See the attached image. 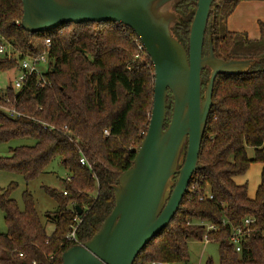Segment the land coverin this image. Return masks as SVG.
I'll return each instance as SVG.
<instances>
[{
  "label": "trees",
  "instance_id": "16d2710c",
  "mask_svg": "<svg viewBox=\"0 0 264 264\" xmlns=\"http://www.w3.org/2000/svg\"><path fill=\"white\" fill-rule=\"evenodd\" d=\"M243 1L249 0H214L206 37L212 39L218 58L250 64L244 73L216 77L199 159L202 168L192 178L195 187L187 192L166 230L141 250L134 264H184L189 259V241L203 240L205 234L219 242L220 264H264L260 232L243 243L241 252L229 241L232 226L248 216L256 218L258 228L264 226V167L254 197L249 195L248 182L236 180L247 174L252 163L264 165V22H259L260 38L256 40L227 26L229 16ZM173 9L177 19L171 26L172 35L188 51L197 1L178 0ZM23 13V0H0V44L8 42L14 53L0 61V71L18 68L25 55L43 53L47 38L51 39V64L44 73L46 85L38 86L33 75L18 91L13 84L8 86L0 99L24 114L15 118L0 110V144L26 137L36 140L32 146L16 147L10 156L0 157V169L30 182L59 158L70 180L64 179L63 191L46 188L58 204L51 236L28 189L23 193L22 209L10 189H0V207L8 225L6 233L0 232V264H61L63 252L90 240L115 207L120 176L133 166L136 149L148 130L154 66L128 26L69 23L31 33L22 27ZM210 73L209 68L202 72L203 89ZM172 103L170 94L165 128L171 120ZM249 147L255 150L254 158L248 155ZM186 149L187 143L181 161ZM82 157L88 165L81 163ZM177 179L178 175L171 178L170 189ZM205 192L213 198L200 201L199 195ZM77 206L83 209L81 223L76 241H69ZM207 224L219 230L207 231ZM205 264L213 262L209 259Z\"/></svg>",
  "mask_w": 264,
  "mask_h": 264
},
{
  "label": "water",
  "instance_id": "95a60500",
  "mask_svg": "<svg viewBox=\"0 0 264 264\" xmlns=\"http://www.w3.org/2000/svg\"><path fill=\"white\" fill-rule=\"evenodd\" d=\"M156 1L23 0L21 24L27 31L41 33L69 23H120L134 30L154 66V103L148 130L136 150L133 166L120 176L115 207L90 240L63 252L61 264H134L141 250L169 226L194 173L202 168L199 159L216 77L244 73L250 64L246 60L218 58L212 39L209 54L204 55L214 0H196L188 51L172 36L167 21L150 11ZM156 4L159 3L153 5ZM206 66L211 73L203 93L202 72ZM169 91L174 104L165 128ZM186 143L182 162L180 156ZM180 162L182 166L178 168ZM175 175L177 182L170 189ZM77 210L82 215L83 209L77 206Z\"/></svg>",
  "mask_w": 264,
  "mask_h": 264
},
{
  "label": "rangeland",
  "instance_id": "374dc122",
  "mask_svg": "<svg viewBox=\"0 0 264 264\" xmlns=\"http://www.w3.org/2000/svg\"><path fill=\"white\" fill-rule=\"evenodd\" d=\"M163 1L165 0L162 1L157 0L156 2L159 4L156 5H153L156 3L153 2L150 7V11L152 12V14L154 13V16L161 15L167 21L169 27L171 28L173 22L176 21L177 19V14L173 9V5L178 0H168L166 2ZM260 21L264 22V1H252L251 3H242V4L240 3L233 11L232 15L229 17L227 26L229 29V24L233 25L234 29H237L235 30L237 33L246 32L248 34L247 37L251 38L254 36L257 37V39H259ZM206 40H207L205 41L206 53L204 55L209 54L208 37H206ZM41 68L46 70L47 69L46 64H42ZM205 68H209V67L206 66ZM19 75H20L19 68L11 69L9 71H0V95L6 91L8 86L13 84L14 80L18 78ZM204 90L205 89H203V92ZM170 94L172 96V102H173L172 110H173L174 97L171 91L168 92L167 102L169 100ZM35 143L36 140L29 137L12 140L6 143H1L0 157L10 156L11 149H14L16 147L22 145L32 146ZM248 155L250 158H254L255 155L254 148L251 147L248 148ZM181 166L182 165L179 164L178 168H180ZM263 167H264L263 163L254 162L251 164L247 172L246 181H248L249 193L253 194L254 196L256 195L257 189L263 180ZM68 176L69 173L61 163L60 159L55 158L53 161H51V163L48 165V167L45 169V171L41 174L40 177L30 182H26L22 175L0 169V189H10L11 197L16 200L17 204L21 209L24 208L23 193L25 190L28 189L35 199L36 210L43 224L45 225L47 234L51 236L55 228V223L52 220L53 212L57 210L58 204L47 193L46 188L56 189L57 191H63L65 189L64 179H66ZM239 178L242 179L243 177H239ZM190 188L191 186L189 187V190ZM4 216H5L4 212L0 207L1 233H6L8 230V225L5 221ZM188 250H189V259L184 264H205L206 261L209 259L212 260L213 264H220L219 242L217 241H210L207 243L206 240L204 239L190 240L188 243Z\"/></svg>",
  "mask_w": 264,
  "mask_h": 264
},
{
  "label": "built area",
  "instance_id": "2783aa9c",
  "mask_svg": "<svg viewBox=\"0 0 264 264\" xmlns=\"http://www.w3.org/2000/svg\"><path fill=\"white\" fill-rule=\"evenodd\" d=\"M51 47V39L47 38L45 41V51L41 54L35 55V56H29L25 55L23 59L20 61L19 69H20V75L18 78H16L13 82V87L15 90H20L24 85L26 80L35 75L37 80L38 86H44L46 85L47 81L45 80L44 73L47 72V70L50 68L51 64V58L49 55ZM139 47H143V44L139 45ZM14 55L12 46L8 42H3L0 44V61L4 58H12ZM42 64H46L47 69L44 70L41 68ZM3 93L0 95V99L3 97ZM6 101L9 102L8 98H6ZM0 110H3L7 112L12 117H21L24 114L15 106L13 105H5L0 101ZM43 127L47 128L49 125L42 123ZM106 135L109 134V130L106 129L104 131ZM81 163L83 165H88L87 159L85 157L81 158ZM90 167V166H89ZM68 180H70V177H67ZM191 186L190 190L188 188V192L192 191L195 187L193 183L189 185ZM64 194H67V191H64ZM213 195L210 192L201 193L199 195V200L204 201L207 199H212ZM81 215L77 214L74 219V224L71 226V230L69 231L67 235V239L69 241H76V234L78 227L81 223ZM256 218L254 216H248L244 218V220L236 225L232 226L230 235H229V241L232 245H234L237 252H241L243 248V243L248 240L254 233L260 232L261 235L264 237V226L261 228H258L256 226ZM226 223V222H225ZM203 224V223H202ZM219 228L214 224H207V231H218ZM204 240L206 242H210L207 234L204 235ZM22 255V254H21ZM150 264H163V263H157L152 262Z\"/></svg>",
  "mask_w": 264,
  "mask_h": 264
},
{
  "label": "crops",
  "instance_id": "0c3cea01",
  "mask_svg": "<svg viewBox=\"0 0 264 264\" xmlns=\"http://www.w3.org/2000/svg\"><path fill=\"white\" fill-rule=\"evenodd\" d=\"M252 1H264V0H249V1H243V2H241V4H242V3H251ZM239 4H240V3H239ZM239 4H238V5H239ZM238 5H237V6H238ZM231 15H232V14H231ZM231 15H230V16H231ZM157 16L159 17V16H161V15H157ZM230 16H229V17H230ZM228 19H229V18H228ZM229 21H230V20H229ZM227 22H228V21H227ZM229 30H230V31H235V30H237V29H234V26L229 24ZM240 31H241V29H240ZM235 32H236V31H235ZM239 33L246 34V35L248 36V34H247L246 32H239ZM259 33H260V32H259ZM248 38H249V39H252V38H253L252 40H256V39H257V37H254V36L251 37V38H250V37H248ZM259 38H260V37H259ZM246 177H247V174H246L245 176H243L242 179L239 178V179H236V180H237L238 183L248 182V181H246ZM249 195H250L251 197H254L253 194H250V193H249Z\"/></svg>",
  "mask_w": 264,
  "mask_h": 264
}]
</instances>
